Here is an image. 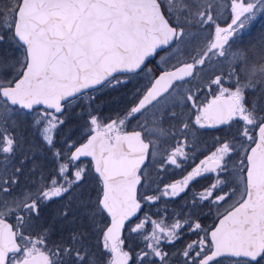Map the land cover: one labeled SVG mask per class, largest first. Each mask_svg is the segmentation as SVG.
Wrapping results in <instances>:
<instances>
[{"label": "snow or ice", "instance_id": "1", "mask_svg": "<svg viewBox=\"0 0 264 264\" xmlns=\"http://www.w3.org/2000/svg\"><path fill=\"white\" fill-rule=\"evenodd\" d=\"M0 264H264V0H0Z\"/></svg>", "mask_w": 264, "mask_h": 264}, {"label": "trees", "instance_id": "2", "mask_svg": "<svg viewBox=\"0 0 264 264\" xmlns=\"http://www.w3.org/2000/svg\"><path fill=\"white\" fill-rule=\"evenodd\" d=\"M259 23V22H258Z\"/></svg>", "mask_w": 264, "mask_h": 264}]
</instances>
